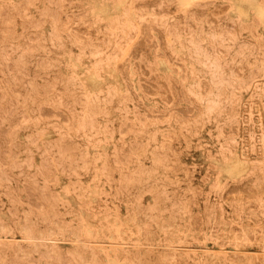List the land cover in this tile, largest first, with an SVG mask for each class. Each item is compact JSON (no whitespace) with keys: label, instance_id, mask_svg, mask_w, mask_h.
<instances>
[{"label":"rangeland","instance_id":"374dc122","mask_svg":"<svg viewBox=\"0 0 264 264\" xmlns=\"http://www.w3.org/2000/svg\"><path fill=\"white\" fill-rule=\"evenodd\" d=\"M257 7L264 0H0V264H264Z\"/></svg>","mask_w":264,"mask_h":264},{"label":"bare ground","instance_id":"6f19581e","mask_svg":"<svg viewBox=\"0 0 264 264\" xmlns=\"http://www.w3.org/2000/svg\"><path fill=\"white\" fill-rule=\"evenodd\" d=\"M3 1H4V0H3ZM31 1H32V0H31ZM51 1H52V0H51ZM180 1H184V0H180ZM193 1H194V0H193ZM200 1H201V0H200ZM243 1H244V0H243ZM262 1H263V0H262ZM157 2H158V1H157ZM189 2H190V1H189ZM191 2H192V1H191ZM212 2H213V1H212ZM1 3H2V2H1ZM51 3H52V2H51ZM51 3H50V1H49L48 4H51ZM56 3H57V2H56ZM120 3H121V2H120ZM134 3H135V2H134ZM154 3H156V2H154ZM181 3H182V2H181ZM181 3H180V4H181ZM206 3H207V2H206ZM206 3H205V4H206ZM213 3H214V2H213ZM117 4H118V3H117ZM130 4H131V3H130ZM156 4H157V3H156ZM185 4H186V3H185ZM187 4H188V3H187ZM209 4H211V3H209ZM55 5H56V4H55ZM119 5H120V4H119ZM188 5H189V4H188ZM42 6H43V4H42ZM129 6H130V5H129ZM166 6H167V5H166ZM190 6H191V5H190ZM198 6H199V4H198ZM204 6H205V5H204ZM226 6H227V9H228V5H226ZM21 7H22V5H21ZM21 7H19V9H20ZM121 7H122V6H121ZM170 7H171V6H170ZM187 7L189 8V6H187ZM238 7H239V6H238ZM258 7H259V6H258ZM258 7H257V11H258V12H257L256 14L259 13L258 16H262V17L264 18V12L261 10L262 8L260 9V8H258ZM22 8H23V7H22ZM197 8H198V7H197ZM217 8H219V7H217ZM217 8H216V10H217ZM223 8L225 9L226 7H223ZM135 9H136V8H135ZM221 9H222V8H221ZM237 10H238V8H237ZM237 10H236V12H237ZM170 11H171V10H170ZM193 11H194V10H193ZM195 11H196V10H195ZM197 11H198V10H197ZM238 11H239V10H238ZM253 11H254V10H253ZM21 12H23V11H20V13H21ZM128 12H129V11H128ZM136 12H137V11H136ZM187 12H188V11H187ZM190 12H191V11H190ZM226 12H227V11H226ZM10 13H11V11H10ZM23 13H24V12H23ZM47 13H48V12H47ZM50 13H51V12H50ZM56 13H57V12H56ZM56 13H55V14H56ZM152 13H153V11H152ZM156 13H157V12H156ZM158 13H159V12H158ZM195 13H196V12H195ZM200 13H201V12H200ZM215 13H216V12H215ZM205 14H206V13H205ZM223 14H224V13H223ZM240 14H242V13H240ZM247 14H248V13H247ZM247 14H246V15H247ZM6 15H7V14H6ZM157 15H158V14H157ZM244 15H245V14H244ZM0 16H1V15H0ZM180 16H181V15H180ZM195 16H196V14H195ZM247 16H248V15H247ZM21 17H22V16H21ZM46 17H47V16H46ZM51 17H52V16H51ZM51 17H49V18H51ZM191 17H192V16H191ZM243 17H244V16H243ZM42 18H43V16H42ZM149 18H150V17H149ZM196 18H197V17H196ZM244 18H245V17H244ZM252 18H254V17H252ZM258 18H260V17H258ZM263 18H262V19H263ZM40 19H41V17H40ZM45 19H46V18H45ZM70 19H71V17H70ZM70 19H69V20H70ZM79 19H80V18H79ZM220 19H221V18H220ZM56 20H57V19H56ZM191 20H192V19H191ZM196 20H197V19H196ZM199 20H200V19H199ZM0 21H1V20H0ZM6 21H7V20H6ZM6 21H5V22H6ZM45 21H46V20H45ZM253 21H254V19H253ZM255 21H256V19H255ZM260 21H261V20H260ZM39 22H40V21H39ZM235 22H236V21H235ZM9 23H10V22H9ZM41 23H42V22H41ZM41 23H40V24H41ZM43 23H44V22H43ZM43 23H42V24H43ZM211 23H212V22H211ZM256 23H258V21L255 22V24H256ZM36 24H37V23H36ZM195 24H196V23H195ZM195 24H194L193 26H195ZM3 25L5 26L6 24H3ZM7 25H8V24H7ZM22 25H24V23H22ZM191 25H192V24H191ZM262 25H263V24H262ZM38 26H39V25H38ZM38 26H36V27H38ZM41 26H42V25H41ZM63 26H64V25H63ZM147 26L149 27V25H147ZM150 26H151V25H150ZM154 26H155V25H154ZM227 26H228V25H227ZM257 26H258V25H257ZM39 27H40V26H39ZM42 27H43V26H42ZM144 27H145V26H144ZM213 27H214V26H213ZM216 27H217V26H216ZM77 28H78V27H77ZM251 28H253V27H251ZM14 29H15V28H14ZM14 29H11V30L13 31ZM37 29H38V28H37ZM83 29H84V28H83ZM243 29H245V28H243ZM9 30H10V29H9ZM27 30H28V29H27ZM33 30H34V29H33ZM39 30H40V29H39ZM138 30H139V29H138ZM153 30H154V29H153ZM155 30H156V32L158 31L157 28H156ZM3 31H4V30H3ZM23 31H24V30H23ZM75 31H76V30H75ZM142 31H143V30H142ZM144 31H146V30H144ZM144 31H143V32H144ZM77 32H78V31H77ZM80 32H81V30H80ZM148 32H149V31H148ZM171 32H172V31H171ZM216 32H217V31H216ZM83 33H84V32H83ZM163 33H164V32H163ZM194 33H195V31H194ZM251 33H252V36H253V33H254V32L251 31ZM22 34L24 35V33H22ZM217 34H218V33H217ZM50 35H51V34H50ZM162 35H164V34H162ZM187 35H188V34H187ZM187 35H186V36H187ZM237 35H238V34H237ZM2 36H3V35H2ZM67 36H68V35H67ZM67 36H66V37H67ZM107 36H108V35H107ZM110 36H111V35H110ZM137 36H138V35H137ZM167 36H168V35H167ZM39 37H40V36H39ZM161 37H162V36H161ZM161 37H160V38H161ZM8 38H9V37H8ZM31 38H32V37H31ZM68 38H69V36H68ZM158 38H159V37H158ZM163 38H165V37H163ZM208 38H209V37H208ZM6 39H7V38H6ZM12 39H13V38H12ZM29 39H30V37H29ZM56 39H57V38H56ZM70 39H71V37H70ZM92 39H93V38H92ZM95 39H96V38H95ZM132 39H133V38H132ZM150 39H151V38H150ZM75 40H76V39H75ZM75 40H74V41H75ZM128 40H129V39H128ZM160 40H161V39H160ZM135 41H136V40H135ZM141 41H142V40H141ZM40 42H41V41H40ZM51 42H52V41H51ZM59 42H60V41H59ZM147 42H148V41H147ZM6 43H7V42H6ZM9 43H10V42H9ZM52 43H53V42H52ZM78 43H79V42H78ZM102 43H103V42H102ZM139 43H140V42H139ZM154 43H155V42H154ZM154 43H153V44H154ZM250 43H251V42H250ZM2 44H3V43H2ZM137 44H138V43H137ZM144 44H145V43H144ZM155 44H156V43H155ZM81 45H82V44H81ZM92 45H93V44H92ZM130 45H131V44H130ZM162 45H163V44H162ZM33 46H34V45H33ZM152 46H153V45H152ZM155 46H156V45H155ZM155 46H154V47H155ZM218 46H219V44H218ZM261 46H262V45H261ZM82 47H83V46H82ZM138 47H139V46H138ZM138 47H137V49H138ZM141 47H142V45H141ZM149 47H150V46H149ZM129 48H130V47H129ZM156 48H157V47H155V49H156ZM161 48H162V47H160V49H161ZM263 48H264V47H263ZM94 49H96V48H94ZM123 49H124V48H123ZM127 49H128V48H127ZM139 49H140V48H139ZM1 50H2V49H1ZM4 50H5V49H4ZM162 50H163V48H162ZM125 51H126V50H125ZM147 51H148V50H147ZM166 51H167V49H166ZM79 52H80V51H79ZM135 52H136V51H135ZM142 52H143V51H142ZM0 53L3 54V52H0ZM95 53H96V52H95ZM99 53H100V52H99ZM102 53H103V52H102ZM104 53H105V52H104ZM130 53L132 54V52H130ZM216 53H217V52H216ZM222 53H223V52H222ZM11 54H12V52H11ZM91 54H92V53H91ZM116 54H117V53H116ZM144 54H146V53H144ZM165 54H166V53H165ZM168 54H169V53H167V55H168ZM223 54H224V53H223ZM71 55H72V54H71ZM132 55H134V54H132ZM135 55H136V53H135ZM138 55H139V54H138ZM225 55H226V54H225ZM2 56H3V55H2ZM89 56H90V55H89ZM118 56H119V55H118ZM128 56H129V58H130V55H128ZM146 56H147V55H146ZM158 56H160V55H158ZM168 56H169V55H168ZM79 57H80V56H79ZM86 57H87V56H86ZM147 57H148V56H147ZM169 57H170V56H169ZM171 57H172V56H171ZM217 57H218V56H217ZM90 58H91V57H90ZM115 58H116V57H115ZM136 58H137V57H136ZM140 58H141V57H140ZM164 58H165V56H164ZM255 58H256V57H255ZM3 59H4V58H3ZM7 59H8V58H7ZM76 59H77V58H76ZM113 59H114V58H113ZM133 59H134V57H133ZM142 59H143V58H142ZM142 59H141V60H142ZM169 59H170V58H169ZM171 59H172V58H171ZM70 60H71V59H70ZM77 61H78V60H77ZM115 61H116V60H115ZM137 61H138V60H137ZM144 61H146V60H144ZM169 61H170V60H169ZM173 61H174V59H173ZM179 61H180V60H179ZM103 62H104V61H103ZM159 62H160V61H159ZM162 62H163V61H162ZM162 62H161V64H162ZM170 62H171V61H170ZM175 62H176V61H175ZM15 63H16V62H15ZM119 63H120V62H119ZM73 64H74V63H73ZM124 64H125V63H124ZM137 64H138V63H137ZM161 64H160V65H161ZM163 64H164V63H163ZM180 64H181V63H180ZM180 64H179V65H180ZM1 65H2V64H1ZM9 65H10V64H9ZM171 65H173V63H172ZM176 65H178L177 62H176ZM122 66H123V65H122ZM135 66H136V64H135ZM142 66H143V65H141V67H142ZM161 66H162V65H161ZM164 66H165V65H164ZM173 66H174V65H173ZM183 66H184V65H183ZM9 67H12V66H9ZM50 67H51V66H50ZM137 67H138V66H137ZM174 67H175V66H174ZM181 67H182V66H181ZM3 68H4V67H3ZM3 68H2V69H3ZM139 68H140V67H139ZM2 69H1V70H2ZM5 69H6V67H5ZM9 69H10V68H9ZM17 69H18V68H17ZM49 69H50V68H49ZM91 69H92V68H91ZM143 69H144V67H143ZM147 69H148V67H147ZM147 69H146V70H147ZM182 69H183V68H182ZM236 69H237V68H236ZM1 70H0V72H1ZM3 70H4V69H3ZM22 70H23V69H22ZM92 70H93V69H92ZM122 70H123V69H122ZM122 70H121V71H122ZM153 70H154V69H153ZM167 70H168V69H167ZM178 70H179V69H178ZM9 71H10V70H9ZM131 71H132V70H131ZM137 71H138V70H137ZM176 71H177V70H176ZM183 71H184V70H183ZM2 72H4V71H2ZM2 72H1V73H2ZM122 72H123V71H122ZM143 72H144V71H143ZM147 72H148V71H147ZM180 72H181V71H180ZM238 72H239V71H238ZM238 72H236V74H237ZM9 73H10V72H9ZM234 73H235V72H234ZM145 74H146V71H145ZM145 74H144V75H145ZM176 74H177V73H176ZM253 74H254V73H253ZM152 75H153V74H152ZM182 75H183V74H182ZM10 76H11V75H10ZM140 76H141V75H140ZM146 76H147V75H146ZM183 76H184V75H183ZM239 76H240V75H239ZM35 77H36V76H35ZM241 77H242V76H241ZM5 78H6V77H5ZM140 78H141V77H140ZM183 78H184V77H183ZM239 78H240V77H239ZM0 79H1V78H0ZM2 79H3V78H2ZM6 79H7V78H6ZM34 79H35V78H34ZM141 79H144V78H141ZM141 79H139V81H140ZM151 79H152V78H151ZM157 79H158V78H157ZM243 79H244V78H243ZM246 79H247V78H246ZM4 80H5V79H4ZM40 80H41V79H40ZM176 80H177V79H176ZM251 80H252V79H251ZM5 81H7V80H5ZM126 81H127V80H126ZM143 81H145V80H143ZM151 81L154 82L153 80H151ZM174 81H175V80H174ZM170 82H171V81H170ZM176 82H178V81H176ZM10 83H11V82H10ZM12 83H13V82H12ZM54 83H55V82H54ZM145 83H146V82H145ZM246 83H247V82H246ZM28 84H29V83H28ZM30 84H31V83H30ZM139 84H140V83H139ZM141 84H142V83H141ZM141 84H140V85H141ZM152 84H153V83H152ZM159 84H160V82H159ZM181 84H182V82H181ZM4 85H5V84H4ZM10 85H11V84H10ZM142 85H143V84H142ZM148 85H149V84H148ZM234 85H235V84H234ZM244 85H245V84H244ZM6 86H7V85H6ZM17 86H18V85H17ZM126 86H127V85H126ZM143 86H145V85H143ZM157 86H158V83H157ZM157 86H156V87H157ZM162 86H163V85H162ZM166 86H167V85H166ZM181 86H182V85H181ZM249 86H250V85H249ZM9 87H10V86H9ZM127 87H128V86H127ZM153 87H154V84H153ZM174 87H175V85H174ZM203 87H204V86H203ZM238 87H239V86H238ZM252 87H253V86H252ZM10 88H13V87H10ZM18 88H19V87H18ZM48 88H49V86H48ZM146 88H147V87H146ZM148 88H149V87H148ZM205 88L207 89V87H205ZM16 89H17V88H16ZM143 89H144V87H143ZM165 89H167V88H165ZM175 89H177V88H175ZM208 89H209V88H208ZM221 89H222V88H221ZM236 89H237V88H236ZM2 90H3V89H2ZM7 90H8V89H7ZM12 90H13V89H12ZM12 90H11V91H12ZM43 90H44V89H43ZM146 90H147V89H146ZM156 90H157V89H156ZM161 90H162V89H161ZM239 90H240V89H239ZM252 90H253V88H252ZM261 90H262V89H261ZM52 91H53V90H52ZM147 91H148V90H147ZM181 91H182V90H181ZM207 91H208V90H207ZM207 91H206V92H207ZM8 92H9V91H8ZM13 92H14V91H13ZM16 92H17V91H16ZM25 92H26V91H25ZM46 92H48V91H46ZM153 92H154V91H153ZM160 92H161V91H160ZM160 92H159V93H160ZM163 92H164V91H163ZM184 92H185V91H184ZM9 93H10V92H9ZM49 93H51V92H49ZM143 94H144V93H143ZM156 94H157V93H156ZM165 94H166V92H165ZM178 94H179V93H178ZM181 94H182V93H181ZM202 94H203V93H202ZM161 95H162V94H161ZM221 95H222V94H221ZM221 95H220V96H221ZM223 95H224V94H223ZM22 96H23V94H22ZM168 96H169V95H168ZM182 96H183V95H182ZM15 97H16V96H15ZM40 97H41V96H40ZM133 97H134V96H133ZM163 97H164V96H163ZM179 97H180V96H179ZM137 98H138V97H137ZM177 98H178V96H177ZM183 98H184V97H183ZM166 99H167V98H166ZM171 99H172V98H171ZM190 99H191V98H190ZM24 100H25V99H24ZM183 100L185 101V99H183ZM205 100H206V99H205ZM25 101H26V100H25ZM54 101H55V100H54ZM82 101H83V100H82ZM96 101H97V100H96ZM129 101H130V100H129ZM134 101H135V100H134ZM163 101H164V99H163ZM167 101L170 102L169 100H167ZM10 102H11V101H10ZM20 102H21V101H20ZM165 102H166V100H165ZM180 102H181V101H180ZM180 102L178 101V103H180ZM185 102H186V101H185ZM188 102H189V101H188ZM188 102H187V103H188ZM234 102H235V101H234ZM140 103H141V102H140ZM190 103H191V102H190ZM242 103H243V102H242ZM135 104H136V103H135ZM174 104H176V103H174ZM189 105H190V104H189ZM198 105H199V104H198ZM16 106H17V105H16ZM91 106H92V105H91ZM174 106H175V105H174ZM36 107H37V106H36ZM80 107H81V106H80ZM196 107H197V106H196ZM17 108H18V106H17ZM19 108H21V107H19ZM172 108H173V107H172ZM189 108H190V107H189ZM42 109H43V108H42ZM46 109H47V108H46ZM139 109H141V108H139ZM147 109H148V108H147ZM187 109H188V108H187ZM191 109H192V108H191ZM230 109H231V108H230ZM12 110H13V109H12ZM14 110H15V109H14ZM70 110H71V109H70ZM175 110H176V109H175ZM8 111H9V110H8ZM47 111H48V110H47ZM57 111H58V110H57ZM62 111H63V110H62ZM197 111H198V110H197ZM144 112L146 113L147 111L144 110ZM155 112H156V111H155ZM155 112H153V113H155ZM185 112H186V111H185ZM188 112H190V111H188ZM200 112H201V111H200ZM3 113H4V112H3ZM11 113H12V112H11ZM17 113H18V112H17ZM61 113H62V112H61ZM180 113H181V112H180ZM190 113H191V112H190ZM196 113H197V112H196ZM56 114H57V113H56ZM148 114H149V113H148ZM237 114H238V113H237ZM240 114H241V113H240ZM246 114H247V113H246ZM57 115H58V114H57ZM146 115H147V114H146ZM146 115H145V116H146ZM243 115H244V114H243ZM10 116H11V115H10ZM46 116H47V115H46ZM49 116H50V115H49ZM52 116H53V114H52ZM52 116H51V117H52ZM65 116H66V115H65ZM152 116H153V115H152ZM166 116H168L167 113H166ZM182 116H183V115H182ZM68 117H69V116H68ZM156 117H158V116H156ZM197 117H198V116H197ZM22 118H23V117H22ZM63 118H65V117H63ZM63 118H62V119H63ZM66 118H67V117H66ZM153 118H154V117H153ZM185 118H186V117H185ZM20 119H21V118H20ZM190 119H192V118H190ZM26 120H27V118H26ZM65 120H66V119H63L64 122H65ZM71 120H72V119H71ZM93 120H94V119H93ZM142 120H143V119H142ZM186 120H187V118H186ZM171 121H172V120H171ZM22 122H23V121H22ZM131 122H132V121H131ZM150 122H151V121H150ZM2 123H3V122H2ZM18 123H19V122H18ZM18 123H16V124H18ZM58 123H59V122H58ZM67 123H68V122H67ZM246 124H247V123H246ZM14 125H15V124H14ZM53 125H55V124H53ZM56 125H57V124H56ZM70 125H71V124H70ZM74 125H76V124H74ZM12 126H13V125H12ZM19 126H20V125H19ZM21 126H22V125H21ZM21 126H20V127H21ZM63 126H64V125H63ZM128 126H129V124H128ZM9 127H11V126H9ZM17 127H18V126H17ZM53 127L55 128V126H53ZM69 127H70V126H69ZM223 127H224V126H223ZM249 127H250V126H249ZM255 127H256V126H255ZM3 128H4V127H3ZM56 128H57V127H56ZM64 128H65V127H64ZM66 128H67V127H66ZM75 128H76V127H75ZM126 128H127V127H126ZM130 128H131V127H130ZM230 128H231V126H230ZM236 128H237V127H236ZM9 129H10V128H9ZM60 129H61V128H60ZM60 129H59V130H60ZM237 129H238V128H237ZM2 130H3V129H2ZM55 130H57V129H55ZM62 130H63V129H62ZM123 130H125V129H123ZM233 130H234V129H233ZM74 131H75V130H74ZM9 132H10V131H9ZM42 132H43V131H42ZM72 132H73V131H72ZM121 132H122V130H121ZM141 132H142V131H141ZM223 132H224V130H223ZM234 132H235V130H234ZM236 132H237V131H236ZM6 133H7V132H6ZM43 133H44V132H43ZM63 133H64V132H63ZM174 133H175V132H174ZM230 133H231V132H230ZM248 133H249V132H248ZM9 134H10V133H9ZM121 134H122V133H121ZM223 134L226 135L225 133H223ZM4 135H5V133H4ZM229 135H230V134H229ZM234 135H235V134H234ZM237 135H238V134H237ZM62 136H63V134H62ZM162 136H163V135H162ZM230 136H231V135H230ZM1 137H3V136H1ZM4 137H5V136H4ZM37 137H38V136H37ZM167 137H168V136H167ZM243 137H244V136H243ZM248 137H249V136H248ZM248 137H247V138H248ZM258 137H259V136H258ZM7 138H8V137H7ZM7 138H6V139L4 138V139L7 140ZM29 138H30V137H29ZM60 140H61V139H60ZM170 140H171V139H170ZM30 141H31V140H30ZM58 141H59V140H58ZM63 141H64V140H63ZM34 142H36V141H34ZM34 142H33V143H34ZM56 142H57V140H56ZM175 142H176V140H175ZM258 142H259V141H258ZM29 143H30V142H29ZM36 143H37V142H36ZM58 143H59V142H58ZM172 143H173V142H172ZM245 143H246V142H245ZM30 144H31V143H30ZM166 144H167V143H166ZM256 144H257V143H256ZM8 145H9V144H8ZM8 145L6 144V149H7V146H8ZM186 146H187V145H186ZM244 146H245V145H244ZM260 146H261V145H260ZM59 147H60V146H59ZM156 147H157V146H156ZM171 147H172V145H171ZM258 147H259V146H258ZM136 148H137V147H136ZM244 148H245V147H244ZM254 148H255V146H254ZM256 148H257V147H256ZM256 148H255V149H256ZM64 149H65V147H64ZM258 149H259V148H258ZM183 150H184V149H183ZM25 151H26V150H25ZM256 151H257V150H256ZM259 151H260V150H259ZM6 152H9V151H6ZM44 152H45V151H44ZM59 152H60V151H59ZM64 152H65V151H64ZM157 152H158V151H157ZM161 152H162V150H161ZM61 153H62V152H61ZM154 153H155V151H154ZM175 153H176V152H175ZM228 153H229V152H228ZM5 154H7V153H5ZM57 154H58V153H57ZM159 154H160V153H159ZM64 155H65V154H64ZM129 155H130V154H129ZM129 155H128V156H129ZM169 155H170V154H169ZM39 156H40V155H39ZM67 156H68V155H67ZM259 156H260V155H259ZM5 157H6V156H5ZM12 157H13V156H12ZM169 157H170V156H169ZM245 157H247V156H245ZM6 158H7V157H6ZM6 158H5V159H6ZM67 158H68V157H67ZM172 158H173V157H172ZM2 159H3V158H2ZM11 159H13V158H11ZM6 160H7V159H6ZM59 160H60V159H59ZM252 160H253V159H252ZM11 161H12V160H11ZM167 161H168V160H167ZM260 161H261V160H260ZM263 161H264V160H263ZM0 162H2V161L0 160ZM43 162H44V161H43ZM43 162H42V163H43ZM128 162H129V161H128ZM137 162H138V161H137ZM258 162H259V160H258ZM14 163H15V162H14ZM14 163H12V164H14ZM44 163H45V162H44ZM154 163H155V162H154ZM5 164H6V163H5ZM40 164H41V163H40ZM60 164H61V163H60ZM173 164H174V163H173ZM2 165H3V164H2ZM14 165H16V164H14ZM167 165H168V164H167ZM26 166H27V165H26ZM41 166H45V165H44V164H43V165L41 164ZM125 166H127V164H126ZM1 167H2V166H1ZM15 167H16V166H15ZM59 167H60V166H59ZM141 167H142V166H141ZM41 168H43V167H41ZM81 168H82V167H81ZM85 168H86V167H85ZM167 168H168V167H167ZM211 168H212V167H211ZM13 169H14V168H13ZM132 169H133V168H132ZM163 169H164V167H163ZM42 170H43V169H42ZM138 170H139V169H138ZM138 170H137V171H138ZM167 170H168V169H167ZM7 171H8V170H7ZM141 171H142V170H141ZM170 171H171V170H170ZM5 172H6V171H5ZM75 173H76V172H75ZM124 173H126V172H124ZM151 173H152V172H151ZM255 173H256V172H255ZM1 174H2V173H1ZM34 174H35V173H34ZM44 174H45V173L43 172V175H44ZM253 174H254V173H253ZM253 174H252V176H253ZM260 174H261V173H260ZM111 175H112V174H111ZM122 175H123V173H122ZM128 175H129V174H128ZM250 175H251V173H250ZM11 176H12V175H11ZM11 176H10V178H11ZM120 176H121V175H120ZM133 176H134V175H133ZM206 176L208 177V175H206ZM257 176H259V175H256V177H257ZM261 176H262V175H261ZM1 177H2V176H1ZM1 177H0V178H1ZM3 177H4V175H3ZM33 177H34V175H33ZM110 177H111V176H110ZM176 177H177V176H176ZM249 177H250V176H249ZM259 177H260V176H259ZM4 178L6 179V176H5ZM123 178H124V177H123ZM131 178H133V177H131ZM254 178H255V177H254ZM254 178H250V179H252V181L249 180V181H251V183H250V182H248V183H250V184L252 185L253 180H255ZM257 178H258V177H257ZM257 178H256V184H258V183H257V180H258V181H260V180L263 181L262 177H260V179H257ZM14 179H15V178H14ZM48 179H49V178H48ZM128 179H129V178H128ZM175 179H176V178H175ZM124 180H126V178H125ZM130 180H131V179H130ZM133 180H134V179H132V181H133ZM150 180H151V179H150ZM203 180H204V179H203ZM0 181H2V179H1ZM4 181H5V180H4ZM14 181H15V180H14ZM126 181H128V180H126ZM201 181H202V179H201ZM247 181H248V180H247ZM120 182H121V180H120ZM170 182H171V181H170ZM204 182H205V181H204ZM245 182H246V181H245ZM260 182H261V181H260ZM14 183H15V182H14ZM124 183H125V182H124ZM127 183H129V182H127ZM134 183H135V182H134ZM139 183H140V182H139ZM172 183H173V182H172ZM190 183H191V182H190ZM254 183H255V181H254ZM254 183H253V184H254ZM262 183H264V182H262ZM130 184H131V183H130ZM132 184H133V183H132ZM135 184H136V183H135ZM176 184H177V183H176ZM231 184H232V183H231ZM234 184H236V183H234ZM238 184H239V183H238ZM246 184H247V182H246ZM246 184H245V186H244V184H243V186H242L243 189H242V190L246 189V192H247ZM20 185H21V184H20ZM108 185H109V184H108ZM177 185H178V184H177ZM260 185H263V184H260ZM15 186H16V185H15ZM37 186H38V185H37ZM247 186H248V189H249L250 186H249V185H247ZM221 187H222V186H221ZM231 187H234V186H231ZM257 187L260 189L261 186H260V187L257 186ZM24 188H25V187H24ZM215 188H216V187H215ZM250 188H251V187H250ZM27 189H28V187H27ZM27 189H26V191H27ZM43 189H44V188H43ZM210 189H212V188L210 187ZM236 189H237V188H236ZM240 189H241V188H240ZM240 189H239V190H240ZM23 190H24V189H23ZM154 190H155V189H154ZM197 190H199V189H197ZM229 190H230V189H229ZM231 190H233V189H231ZM234 190H235V189H234ZM263 190H264V189H263ZM17 191H18V190H17ZM209 191H210V190H209ZM240 191H241V190H240ZM244 191H245V190H244ZM252 191H253V190H252ZM259 191H260V192L262 191V187H261V189H260ZM259 191H258V193H259ZM38 192H39V191H38ZM230 192H231V191H230ZM254 192L256 193L255 190H254ZM254 192H250V191H249L250 194H252V193H254ZM263 192H264V191H263ZM21 193H22V191H21ZM28 193H29V191H28ZM30 193H31V192H30ZM147 193H148V192H147ZM166 193H167V192H166ZM198 193H199V192H198ZM207 193H208V192H207ZM218 193H219V192H218ZM218 193H217V194H218ZM231 193H232V192H231ZM231 193H229L230 196L228 195L227 198L231 197V195H232ZM233 193H234V192H233ZM241 193H242V192H241ZM35 194H36V191H35ZM35 194H34V195H35ZM41 194H42V192H41ZM97 194H98V193H97ZM227 194H228V192H227ZM235 194H236V193H235ZM260 194H261V193H260ZM7 195H8V194H7ZM29 195H30V194H29ZM102 195H103V194H102ZM193 195H194V194H193ZM236 195H237V194H236ZM243 195L245 196L246 194L243 193ZM252 195H253V194H252ZM262 195H264V194H262ZM26 196H27V195H26ZM38 196H39V195H38ZM198 196L200 197L201 195H198ZM225 196H226V195H225ZM225 196H224V199H226ZM234 196H235V195H234ZM237 196H238V195H237ZM246 196H247V195H246ZM248 196H249V195H248ZM253 196H254V195H253ZM253 196H252V197H253ZM42 197H43V196H42ZM42 197H41V198H40V197H37V198L42 199ZM50 197H51V196H50ZM185 197H186V195H185ZM219 197H220V196H219ZM249 197H250V196H249ZM33 198H34V197H33ZM60 198H61V197H60ZM77 198H78V197H77ZM139 198H140V197H139ZM165 198H166V197H165ZM256 198H258V197H256ZM30 199H31V198H30ZM30 199H29V200H30ZM34 199H35V198H34ZM34 199H32V200H34ZM43 199H44V198H43ZM187 199H188V198H187ZM218 199H219V198H218ZM231 199L234 200V198H231ZM236 199H237V198H236ZM238 199H239V198H238ZM245 199H246V198H244V200H245ZM248 199H249V198H248ZM20 200H22V199H20ZM37 200H38V199H37ZM92 200H93V199H92ZM153 200H154V199H153ZM192 200H193V199H192ZM241 200H242V199H241ZM241 200H240V201H241ZM34 201H35V200H34ZM79 201H80V200H79ZM89 201H90V200H89ZM138 201H139V200H138ZM170 201H171V200H170ZM186 201H187V200H186ZM224 201H225V200H224ZM229 201H230V200H229ZM245 201H246V200H245ZM254 201H255V200H254ZM32 202H33V201H32ZM36 202H37V201L34 202V203H35V206L38 205V204L36 205ZM155 202H156V201H155ZM165 202H166V201H165ZM183 202H184V201H183ZM231 202H232V201H231ZM236 202H237V201H236ZM248 202H249V200H248ZM40 203H41V202H40ZM192 203H193V202H192ZM206 203L208 204V202H206ZM217 203H218V202H217ZM225 203H226V202H225ZM257 203H258V201H257ZM26 204H28V203H26ZM42 204H43V203H42ZM204 204H205V203H204ZM234 204H235V203H234ZM246 204H247V202H246ZM252 204H253V203H252ZM0 205H1V204H0ZM175 205H176V203L174 202V205H173V206H175ZM184 205H185V204H184ZM195 205H196V204H195ZM215 205H216V203H215ZM250 205H251V204H250ZM31 206H32V203H31ZM39 206H40V205H39ZM39 206H38V207H39ZM177 206H178V205H176V208H177ZM211 206H212V205H211ZM47 207H48V206H47ZM90 207H91V206H90ZM141 207H142V206H141ZM207 207L209 208L208 205H207ZM217 207H218V206H217ZM252 207H253V206H252ZM256 207H258V206H256ZM171 208H172V207H171ZM173 208H174V207H173ZM230 208H231V207H230ZM235 208H236V207H235ZM253 208H254V207H253ZM261 208H262V207H261ZM15 209H16V208H15ZM29 209H30V208H29ZM39 209H40V208H39ZM89 209H91V208H89ZM138 209H139V208H138ZM146 209H147V207H146ZM179 209H180V206H179ZM209 209H210V208H209ZM214 209H215V211H216V207H215ZM233 209H234V208H233ZM245 209H246V208H245ZM248 209H249V206H248ZM37 210H38V209H37ZM150 210H151V208H150ZM153 210H154V208H153ZM189 210H190V205H189ZM249 210H250V209H249ZM254 210H255V209H254ZM9 211H10V210H9ZM30 211H31V210H30ZM165 211H166V210H165ZM168 211H169V210H168ZM185 211H187V209H186ZM206 211H207V210H206ZM39 212H40V211H39ZM92 212H93V211H92ZM187 212H188V211H187ZM209 212H210V211H209ZM246 212H247V210H246ZM9 213H10V212H9ZM31 213H32V212H31ZM217 213H218V212H217ZM237 213H238V212H237ZM239 213H240V212H239ZM252 213H253V212H252ZM33 214H34V213H33ZM38 214H39V213H38ZM144 214H145V213H144ZM205 214H206V212H205ZM211 214H212V213H211ZM215 214H216V212H215ZM248 214H249V213H248ZM15 215H16V214H15ZM46 215H47V214H46ZM78 215H79V214H78ZM138 215H139V214H138ZM162 215H163V214H162ZM176 215H177V214H176ZM182 215H183V213H182ZM207 215H208V214H207ZM251 215H252V214H250V216H251ZM24 216H25V215H24ZM27 216H28V215H27ZM169 216H170V215H169ZM174 216H175V215H174ZM193 216H194V215H193ZM204 216H205V215H204ZM160 217H161V216H160ZM182 217H184V216H182ZM197 217H199V216L197 215ZM197 217L195 216L194 218H197ZM205 217H206V216H205ZM211 217H212V215H210V219H211ZM215 217H216V215H215ZM233 217H234V216H233ZM261 217H262V216H261ZM12 218H13V217H12ZM180 218H181V217H180ZM194 218H193V219H194ZM206 218L208 219V216H207ZM217 218H218V217H217ZM238 218H240V217H238ZM244 218H245V217H244ZM246 218H247V217H246ZM143 219H144V218H143ZM177 219H179V218H177ZM181 219H182V218H181ZM186 219H187V218H186ZM214 219H215V218H214ZM262 219H263V218H262ZM36 220H37V219H36ZM76 220H77V219H76ZM157 220H158V219H157ZM161 220H162V219H161ZM199 220H200V218H199ZM208 220H209V219H208ZM208 220H206V221H208ZM215 220H216V219H215ZM235 220H236V218H235ZM80 221H81V220H80ZM162 221H163V220H162ZM244 221H245V220H244ZM41 222H42V221H41ZM45 222H47V221L45 220ZM73 222H74V221H73ZM110 222H111V221H110ZM158 222H159V221H158ZM214 222H215V221H214ZM253 222L255 223V221H253ZM50 223H51V222H49V225H50ZM134 223H135V222H134ZM155 223H156V222H155ZM177 223H179V222H177ZM200 223H202V222H200ZM210 223L212 224V221H211V220H210ZM259 223H260V222H259ZM18 224H19V223H18ZM21 224H22V223H21ZM21 224H20V225H21ZM156 224H157V223H156ZM196 224H197V223H196ZM198 224H199V223H198ZM218 224H219V223H218ZM257 224H258V223H257ZM1 225H2V224H1ZM16 225H17V224H16ZM20 225H19V226H20ZM59 225H60V224H59ZM87 225H88V224H87ZM89 225H90V224H89ZM89 225H88V226H89ZM96 225H97V224H96ZM136 225H137V224H136ZM200 225H201V224H200ZM213 225H214V224H213ZM142 226H143V225H142ZM205 226H206V225H205ZM208 226H209V224L207 225V228H208ZM211 226H212V225H211ZM17 227H18V226H17ZM24 227H25V225H24ZM47 227H49V226H47ZM144 227H145V226H144ZM144 227H143V228H144ZM167 227H168V226H167ZM173 227H174V226H173ZM173 227H171V228H173ZM183 227L185 228V226H183ZM201 227H202V225H201ZM209 227H210V226H209ZM212 227H213V226H212ZM27 228H28V227H27ZM141 228H142V227H141ZM145 228H146V227H145ZM157 228H160V225H159ZM163 228H164V227H163ZM180 228H181V227H180ZM263 228H264V227H263ZM17 229H18V228H17ZM52 229H53V228H52ZM58 229H59V227H58ZM160 229H161V228H160ZM160 229H158V230H160ZM176 229H177V228H176ZM196 229H197V228H196ZM200 229H201V228H200ZM214 229H217V228L214 227ZM224 229H225V228H224ZM3 230H4V229H3ZM19 230H20V229H18V231H19ZM77 230H78V229H77ZM121 230H122V229H121ZM162 230H163V229H162ZM162 230H160L159 232H161ZM171 230H172V229H171ZM173 230H174V229H173ZM183 230H185V229H183ZM219 230H220V229H219ZM226 230H227V229H226ZM232 230H234V229H232ZM235 230H236V229H235ZM250 230H251V229H250ZM6 231H7V229H6ZM18 231H17V232H18ZM73 231H75V230H73ZM181 231H182V230H181ZM181 231H180V232H181ZM205 231H206V230H205ZM216 231H217V230H216ZM237 231H239V229H238ZM87 232H88V231H87ZM136 232H137V230H136ZM159 232H158V233H159ZM167 232H168V231H167ZM172 232H173V231H172ZM182 232H184V231H182ZM227 232H228V231H227ZM240 232H241V230H240ZM1 233H2V232H1ZM5 233H6V232H5ZM5 233H4V235H5ZM8 233H10V232H8ZM21 233H22V232H21ZM29 233H30V232H29ZM53 233H54V232H53ZM106 233H107V232H106ZM118 233H119V232H118ZM118 233H117V234H118ZM184 233H185V232H184ZM209 233H210V232H209ZM216 233H217V232H216ZM232 233H233V232H232ZM260 233H262V232H260ZM66 234H67V233H66ZM70 234H71V233H70ZM77 234H79V233H77ZM91 234H92V233H91ZM98 234H99V233H98ZM98 234H97V235H98ZM122 234H123V233H122ZM161 234L163 235V232H162ZM161 234H160V235H161ZM251 234H252V232H251ZM11 235H12V234H11ZM19 235H20V234H19ZM21 235H22V234H21ZM104 235H106V234H104ZM180 235H181V234H180ZM208 235H209V234H208ZM218 235H219V234H218ZM232 235H233V234H232ZM7 236H8V235H7ZM13 236H14V235H13ZM32 236H34V235H32ZM32 236H31V237H32ZM67 236H68V235H67ZM77 236H78V235H77ZM93 236H94V235H93ZM98 236H99V235H98ZM122 236H123V235H122ZM145 236H146V235H145ZM175 236H176V235H175ZM209 236H210V235H209ZM209 236H208V237H209ZM212 236H213V235H212ZM214 236H215V235H214ZM234 236H235V235H234ZM23 237H24V236H22V238H23ZM29 237H30V236H29ZM70 237H71V236H70ZM74 237H75V236H74ZM142 237H143V236H142ZM146 237H147V236H146ZM160 237H161V236H160ZM180 237H181V236H180ZM238 237H239V236H238ZM251 237L253 238V236H251ZM251 237H250V239H251ZM263 237H264V236H263ZM24 238H25V237H24ZM42 238H43V237H42ZM47 238H48V237H47ZM59 238H60V237H59ZM76 238H77V237H76ZM78 238H79V237H78ZM111 238H112V237H111ZM147 238H148V237H147ZM155 238H156V237H155ZM157 238H158V237H157ZM157 238H156V239H157ZM182 238H183V237H182ZM204 238H205V237H204ZM241 238H242V237H241ZM256 238H257V237H256ZM256 238H255V240H256ZM27 239H28V238H27ZM31 239H32V238H31ZM33 239H34V237H33ZM53 239H55V238H53ZM57 239H58V238H57ZM137 239H138V237H137ZM137 239H136V240H137ZM144 239H145V238H144ZM235 239H236V238H235ZM23 240H24V239H23ZM28 240H30V239H28ZM38 240H39V239H38ZM111 240H112V239H111ZM142 240H143V239H142ZM149 240H150V236H149ZM173 240H174V239H173ZM173 240H171V242H172ZM262 240H264V238H263ZM2 241H3V240H2ZM25 241H26V240H25ZM39 241H41V240H39ZM44 241H46V240H44ZM49 241H50V240H49ZM138 241H139V240H138ZM153 241H154V239H153ZM156 241H159V240H156ZM156 241H155V242H156ZM189 241H190V240H189ZM251 241H252V240H251ZM9 242H10V241H9ZM14 242H15V241H14ZM28 242H29V241H28ZM32 242H33V241H32ZM52 242H53V241H52ZM56 242H57V241H56ZM84 242H86V241H84ZM88 242H89V241H88ZM88 242H86V243H88ZM148 242H149V241H148ZM190 242H191V241H190ZM190 242H189V243H190ZM253 242H254V241H253ZM259 242H261V241H259ZM15 243H17V242H15ZM24 243H25V242H24ZM34 243H35V242H34ZM44 243H45V242H44ZM64 243H65V242H64ZM77 243H78V242H77ZM80 243H81V242H79V244H80ZM82 243H83V241H82ZM90 243H92V242H90ZM90 243H89V244H90ZM134 243H136V242H134ZM210 243H211V242H210ZM220 243H221V242H220ZM230 243H231V242H230ZM242 243H243V242H242ZM32 244H33V243H32ZM35 244H37V243H35ZM38 244H39V243H38ZM38 244H37V245H38ZM42 244H43V243H42ZM102 244H103V243H102ZM107 244H108V243H107ZM149 244H150V243H149ZM212 244H213V243H212ZM223 244H224V243H223ZM14 245H15V244H14ZM18 245H19V244H18ZM26 245H27V244H26ZM29 245H30V242H29ZM43 245H44V244H43ZM46 245H47V244H46ZM76 245L79 246L78 244H76ZM80 245H81V244H80ZM105 245H106V244H105ZM114 245H115V244H114ZM144 245H145V244H144ZM152 245H154V244H152ZM156 245H158V244H156ZM219 245H220V244H219ZM234 245H235V244H234ZM242 245H243V244H242ZM51 246H52V245H51ZM93 246H94V245H93ZM99 246H101V244H100ZM102 246H103V245H102ZM135 246H136V245H135ZM149 246H151V245H149ZM158 246H159V245H158ZM158 246H157V247H158ZM163 246H164V245H163ZM186 246H187V245H186ZM193 246H194V245H193ZM220 246H222V245H220ZM226 246H227V245H226ZM260 246H261V248H262V245H261V244H260ZM5 247H6V246H5ZM37 247H38V246H37ZM40 247H41V246H40ZM45 247H46V246H44V248H45ZM83 247H85V246L83 245ZM88 247H89V245H88ZM88 247H87V248H88ZM95 247H96V246H95ZM95 247H94V248H95ZM103 247H105V246H103ZM106 247H107V246H106ZM115 247H116V246H115ZM117 247H118V246H117ZM132 247H133V246H132ZM137 247H138V246H137ZM152 247H153V246H152ZM155 247H156V246H155ZM165 247H166V246H165ZM208 247H209V246H208ZM13 248H14V247H13ZM16 248H17V247H16ZM44 248H43V249H44ZM50 248H51V247H50ZM56 248H57V247H56ZM118 248H119V247H118ZM171 248H173V247H171ZM182 248H183V247H182ZM218 248L220 249V247H218ZM263 248H264V247H263ZM38 249H39V247H38ZM91 249H93L92 246H91ZM107 249H108V248H107ZM122 249H123V246H122ZM133 249H136V250H137L138 248L135 247V248H133ZM149 249H150V248H149ZM151 249H152V248H151ZM183 249H184V248H183ZM194 249H195V248H194ZM201 249H202V248H201ZM17 250H18V249H17ZM20 250H21V249H20ZM35 250H36V249H35ZM45 250H46V249H45ZM67 250H68V249H67ZM118 250H119V249H118ZM143 250H144V249H143ZM157 250H158V249H157ZM170 250H171V249H170ZM191 250H192V249H191ZM195 250H196V249H195ZM208 250H209V249H208ZM216 250H217V249H216ZM222 250H223V249H222ZM240 250H242V248H241ZM240 250H239V251H240ZM246 250H247V249H246ZM23 251H24V250H23ZM29 251H30V250H29ZM75 251H76V250H75ZM81 251H82V250H81ZM86 251H87V250H86ZM92 251H93V250H92ZM92 251H91V252H92ZM134 251H135V250H134ZM146 251H148V247H147V250H146ZM171 251H173V250H171ZM184 251H185V250H184ZM189 251H190V250H189ZM225 251H226V250H225ZM232 251H235V250H232ZM243 251H244V250H243ZM243 251H242V253H243ZM16 252H17V251H16ZM31 252H32V251H31ZM33 252H34V251H33ZM49 252H50V251H49ZM49 252H48V253H49ZM67 252H68V251H67ZM95 252H96V251H95ZM137 252H138V251H136L135 253H137ZM144 252H145V251H144ZM148 252H149V251H148ZM158 252H159V251H158ZM165 252H166V251H165ZM190 252H191V251H190ZM195 252H196V251H195ZM202 252H203V250H202ZM208 252H210V251H208ZM208 252H207V253H208ZM215 252H216V251H215ZM251 252H252V251H251ZM256 252H258V251H256ZM17 253H18V252H17ZM24 253H25V252H24ZM73 253H74V252H73ZM127 253H129V252H127ZM132 253H133V251H132ZM132 253H131V254H132ZM145 253H147V252H145ZM150 253L153 254L154 251H153V252L151 251ZM150 253H149L148 256H147V255H146V256L149 257V256H150ZM160 253H161V252H160ZM207 253H205V254H207ZM212 253H213V252H212ZM220 253H221V252H220ZM239 253H240V252H239ZM12 254H13V253H12ZM27 254H28V253H27ZM57 254H58V253H57ZM57 254H56V255H57ZM74 254H75V253H74ZM77 254H78V253H77ZM162 254H163V256L165 255L164 252H163ZM166 254H168V253H166ZM170 254H171V253H170ZM170 254H169V256H170ZM230 254H231V253H230ZM233 254H234V252L232 253V255H233ZM249 254H250V253H249ZM252 254H255V253H252ZM260 254H261V253H260ZM43 255H44V254L41 253L40 258H41V257L43 258ZM45 255H47L46 252H45ZM45 255H44V257H45ZM68 255H69V253H68ZM71 255H72V254H71ZM83 255H84V254H83ZM93 255H96V254H93ZM98 255H99V254H98ZM120 255H121V252H120ZM133 255H134V254H133ZM137 255H138V254H137ZM159 255H161V254H159ZM172 255L174 256V253H172ZM176 255H177V254H176ZM212 255H213V254H211V256H212ZM232 255H231V258H232ZM241 255H242V254H241ZM263 255H264V254H263ZM13 256H14V255H13ZM31 256H32V255H31ZM51 256H52V255H51ZM76 256H77V255H76ZM152 256L154 257L155 255L153 254ZM246 256H247V255H246ZM251 256H252V255H251ZM253 256H255V255H253ZM258 256H260V255H258ZM258 256H257V254H256V257H258ZM38 257H39V256H38ZM47 257H48V255H47ZM47 257H46V258H47ZM97 257H99V256H97ZM133 257H134V256H133ZM135 257H136V256H135ZM153 257H152V258H153ZM157 257H158V256H157ZM171 257H172V256H171ZM182 257H183V256H182ZM207 257H208V256H207ZM239 257H240V256H239ZM242 257H243V256H242ZM244 257H245V256H244ZM256 257H255V258H256ZM261 257H262V256H261ZM22 258H23V255H22ZM26 258H27V256H26ZM26 258H23V259H25L26 262H27V260L29 261V259L26 260ZM53 258H54V257H53ZM77 258H78V256H77ZM111 258H112V257H111ZM118 258H119V257H118ZM172 258H173V257H172ZM179 258H181V257H179ZM204 258H205V257H204ZM248 258H249V256H248ZM32 259L35 260L34 258H32ZM43 259H44V258H43ZM49 259H50V258H49ZM51 259H52V258H51ZM54 259H56V258H54ZM65 259H66V257H65ZM73 259H74V258H73ZM78 259H79V258H78ZM132 259H133V258H132ZM158 259L161 260L160 257H159ZM158 259H157V263H158ZM193 259H194V258H193ZM210 259H211V258H210ZM210 259H209V260H210ZM222 259H223V258H222ZM234 259H237V256H236V258H234ZM243 259H244V258H243ZM261 259L263 260V258H261ZM47 260H48V258H47ZM81 260H82V259H81ZM81 260H80V261H81ZM98 260H99V259H98ZM160 260H159V261H160ZM181 260H182V259H181ZM209 260H208V261H209ZM223 260H224V259H223ZM13 261H14V260H13ZM35 261H36V260H35ZM35 261H31V264L34 263ZM37 261H38V260H37ZM37 261H36V262H37ZM55 261H57V260H54V262H55ZM90 261H91V257H90ZM100 261H101V260H99V262H100ZM113 261H114V260H113ZM153 261L155 262V260H153ZM213 261H214V260H213ZM10 262H11V260H10ZM38 262H39V261H38ZM47 262H48V261H47ZM65 262H67V260H65ZM151 262H152V261H151ZM164 262H165V261H164ZM170 262H171V261H170ZM240 262H241V261H240ZM18 263H19V262H18ZM93 263H94V262H93ZM97 263H98V261H97ZM97 263H96V264H97ZM109 263L111 264V261H110ZM148 263H149V262H148ZM175 263H176V262H175ZM183 263H184V262H183ZM210 263H211V262H210ZM255 263H256V262H255ZM11 264H13V263H11ZM29 264H30V263H29ZM35 264H36V263H35ZM66 264H67V263H66ZM100 264H102V262H101ZM118 264H120V263H118ZM123 264H125V263H123ZM132 264H133V263H132ZM140 264H141V263H140ZM159 264H160V263H159ZM165 264H166V263H165ZM167 264H169V263H167ZM258 264H259V263H258Z\"/></svg>","mask_w":264,"mask_h":264}]
</instances>
